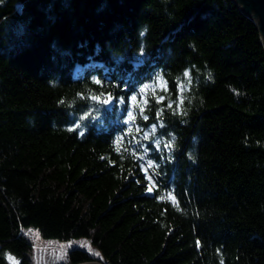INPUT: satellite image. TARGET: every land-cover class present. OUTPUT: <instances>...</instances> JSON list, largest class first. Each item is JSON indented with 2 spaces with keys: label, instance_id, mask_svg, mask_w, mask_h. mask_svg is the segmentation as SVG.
I'll return each instance as SVG.
<instances>
[{
  "label": "trees",
  "instance_id": "trees-1",
  "mask_svg": "<svg viewBox=\"0 0 264 264\" xmlns=\"http://www.w3.org/2000/svg\"><path fill=\"white\" fill-rule=\"evenodd\" d=\"M28 226L98 251L67 264H264L256 23L232 0H0V264H33Z\"/></svg>",
  "mask_w": 264,
  "mask_h": 264
},
{
  "label": "rangeland",
  "instance_id": "rangeland-1",
  "mask_svg": "<svg viewBox=\"0 0 264 264\" xmlns=\"http://www.w3.org/2000/svg\"><path fill=\"white\" fill-rule=\"evenodd\" d=\"M21 232L32 244L30 258L33 264H67L68 251L73 248L84 249L93 256L98 255L90 240L84 237L66 240L44 238L33 226L23 227Z\"/></svg>",
  "mask_w": 264,
  "mask_h": 264
},
{
  "label": "water",
  "instance_id": "water-1",
  "mask_svg": "<svg viewBox=\"0 0 264 264\" xmlns=\"http://www.w3.org/2000/svg\"><path fill=\"white\" fill-rule=\"evenodd\" d=\"M241 12L256 23L264 46V0H232ZM76 264H102L97 260L84 261Z\"/></svg>",
  "mask_w": 264,
  "mask_h": 264
},
{
  "label": "snow or ice",
  "instance_id": "snow-or-ice-1",
  "mask_svg": "<svg viewBox=\"0 0 264 264\" xmlns=\"http://www.w3.org/2000/svg\"><path fill=\"white\" fill-rule=\"evenodd\" d=\"M183 75H184L185 77H188V76H189V73L186 71ZM209 75H210V74H209ZM94 82L97 83V84L100 83L99 80H96V81H94ZM145 87H147V86H145ZM141 91H143V89H141ZM91 99H93L94 101H97V100H100V97H98V96H93V97H91ZM110 99H111V96H109L107 99L102 100V103H103V104H108L109 101H110ZM160 99L162 100L163 97H161ZM132 100L135 101V100H136V97L133 96V97H132ZM157 102H159V100H158ZM182 102H183V101H181V103H182ZM171 106H172L171 104L168 105V107H171ZM141 111H143V109H142ZM127 115H128L129 120H133V119H134L133 113H132L131 111H129ZM144 119L147 120L148 117L145 116ZM69 130L72 131V130H74V129H69ZM138 130H139V129H138ZM152 130H153V132L155 131V125L152 126ZM144 138L147 139V135H145ZM156 143H157V145H159V144L161 143V141L158 140ZM165 147H166V148H171V147H172V142H169L167 145H165ZM150 163H151V162H150ZM149 180L151 181V178H150V177H149ZM151 191H152V186H149V187H148V192H151ZM9 259H12V258L10 257ZM14 264H18V262H14Z\"/></svg>",
  "mask_w": 264,
  "mask_h": 264
}]
</instances>
